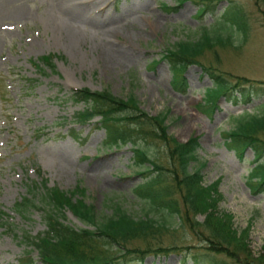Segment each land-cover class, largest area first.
<instances>
[{"label": "rangeland", "instance_id": "rangeland-1", "mask_svg": "<svg viewBox=\"0 0 264 264\" xmlns=\"http://www.w3.org/2000/svg\"><path fill=\"white\" fill-rule=\"evenodd\" d=\"M210 3L198 13L200 3L191 0H0V211L6 214L0 219V264H41L22 235L44 229V204L35 200L24 215L12 208L21 196H30L25 187L29 178L38 182L45 178L48 186L64 190L78 183L85 201L99 215L110 214L114 203L133 216L144 211L131 190L141 175L135 172L129 142L102 144L104 130L95 123L99 115L84 123L73 121L83 102L72 100L70 92L84 86L118 96L131 93L149 114L168 109L167 133L179 141L197 136V159L204 162L202 181L220 178L219 207L232 213L235 227L249 223L247 250L253 257L260 254L264 191H252L248 185L254 150L247 146L239 155L241 145L235 141L227 145L225 131L234 127L238 115L264 111V4ZM226 5L242 15L244 39L241 29L220 15ZM203 28L231 37L230 43L214 44V52L205 51L202 57L231 86L211 110H204L202 103L212 79L199 65L186 67V87L179 89L170 83L167 61L159 59L166 47L198 37ZM45 54H52L53 67L44 66L40 72L32 61ZM235 76L247 80L233 86ZM260 138L261 147L264 135ZM141 145L152 158L167 163L163 143L148 139ZM34 191L37 199L41 187ZM62 220L74 227L84 225L68 209L62 211ZM203 243L185 227L169 228L146 244L171 249L149 252L142 260L130 254L126 264H242L249 259L241 252L234 258L204 254ZM144 244L133 239L126 245ZM193 254L199 262H194Z\"/></svg>", "mask_w": 264, "mask_h": 264}, {"label": "trees", "instance_id": "trees-1", "mask_svg": "<svg viewBox=\"0 0 264 264\" xmlns=\"http://www.w3.org/2000/svg\"><path fill=\"white\" fill-rule=\"evenodd\" d=\"M182 1L177 0L178 3ZM192 1L200 3L197 8L200 13L212 0ZM260 1L264 4V0ZM227 6L223 7L220 15L224 21L241 29L244 39L242 15L237 9L231 11L230 6ZM166 8L172 9L174 6ZM230 39L229 34L221 37L203 28L198 37L174 42L159 57L168 63L173 87H186L183 72L190 64L199 65L201 71L208 74L212 84L204 89V110H211L216 98L231 86H228L220 73H216L215 68L203 63V54L205 51H213L214 44L230 43ZM51 57L52 54L40 55L32 64L43 72L44 66L53 67ZM235 78L237 81L233 86L247 80L243 76ZM70 98L83 102V107L74 111L73 121L84 123L99 115L95 123L104 130L102 144L119 146L129 142L131 159L137 167L135 172L141 175L131 190L141 200L144 211L133 216L114 203L110 214L99 215L94 206L85 201L84 188L78 183L71 189L63 190L54 185L48 186L45 178L38 182L28 177L30 181L25 187L30 196H21L14 201L12 208L24 215L30 206L36 205L35 200L44 204V229L34 235L26 232L22 235L25 243L35 248L41 264H126L130 254L142 260L149 252H167L171 249L160 245L151 248L146 242L163 231H169V228L175 231L178 227H185L196 240L204 242L201 245L206 252L204 254L222 253L234 258L241 252L249 258L242 264H264V237L260 254L251 256L246 247L249 223L242 228L235 227L232 213L219 207L221 193L217 186L220 178L209 183L202 181L200 168L204 162H198L197 159V136L190 135L186 140L179 141L167 133L165 118L168 109L149 114L139 108L131 93L118 96L107 89L91 90L85 86L72 89ZM235 120L234 127L225 131V143L232 146L235 141L242 148H253L254 164L248 172V185L252 191H264V160L260 161L261 157L264 158V143L261 147L258 145V142H262L260 137L264 135V111L261 114L244 112ZM148 139L163 143L167 163L146 153L141 143ZM34 170L40 173L37 165ZM38 186L41 192L36 199L34 189ZM64 209H68L84 226L74 227L65 223L62 220ZM3 215L6 214L0 211V219ZM197 215L202 217L201 220L195 218ZM133 239L145 241L144 247L127 246ZM28 252L26 249L24 253L27 259ZM192 258L195 263L199 262L196 254Z\"/></svg>", "mask_w": 264, "mask_h": 264}, {"label": "bare ground", "instance_id": "bare-ground-1", "mask_svg": "<svg viewBox=\"0 0 264 264\" xmlns=\"http://www.w3.org/2000/svg\"><path fill=\"white\" fill-rule=\"evenodd\" d=\"M22 11V10H21ZM21 11H17L18 13H21ZM23 14V13H22ZM75 23V22H74ZM75 26L77 25L76 23L74 24ZM77 27V26H76ZM117 55V54H116Z\"/></svg>", "mask_w": 264, "mask_h": 264}]
</instances>
